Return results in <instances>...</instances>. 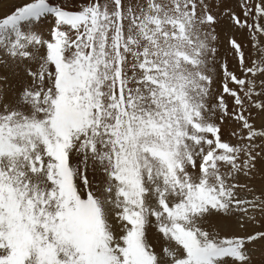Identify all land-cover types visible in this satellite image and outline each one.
Returning a JSON list of instances; mask_svg holds the SVG:
<instances>
[{
  "label": "snow or ice",
  "instance_id": "1",
  "mask_svg": "<svg viewBox=\"0 0 264 264\" xmlns=\"http://www.w3.org/2000/svg\"><path fill=\"white\" fill-rule=\"evenodd\" d=\"M238 6L0 0V264H264V0Z\"/></svg>",
  "mask_w": 264,
  "mask_h": 264
},
{
  "label": "rangeland",
  "instance_id": "2",
  "mask_svg": "<svg viewBox=\"0 0 264 264\" xmlns=\"http://www.w3.org/2000/svg\"><path fill=\"white\" fill-rule=\"evenodd\" d=\"M231 4L233 7H235V10L239 13L240 12V8H239V3L240 0H230ZM257 184H259V181H257Z\"/></svg>",
  "mask_w": 264,
  "mask_h": 264
}]
</instances>
